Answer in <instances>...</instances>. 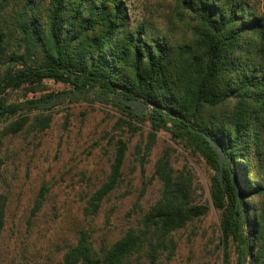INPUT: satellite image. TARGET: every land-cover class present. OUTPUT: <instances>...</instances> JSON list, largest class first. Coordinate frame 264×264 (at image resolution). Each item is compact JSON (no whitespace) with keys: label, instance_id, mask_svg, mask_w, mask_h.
Returning a JSON list of instances; mask_svg holds the SVG:
<instances>
[{"label":"trees","instance_id":"obj_1","mask_svg":"<svg viewBox=\"0 0 264 264\" xmlns=\"http://www.w3.org/2000/svg\"><path fill=\"white\" fill-rule=\"evenodd\" d=\"M24 1L16 11V0H0V169L5 138L51 127L50 109L41 104L61 97L72 103L99 99L125 114L115 130H135L134 121L149 122L214 173L210 195L221 215L222 264H231V246L238 264L242 258L264 264V17L246 0H170V20L181 34L152 37L145 24L132 25L126 0H50L47 6ZM6 23L13 26L16 48L3 29ZM46 81L71 90L20 103L5 98L20 89L26 97L35 95ZM124 100L139 101L144 116L135 115ZM204 134L224 152L223 185L219 156ZM149 138L143 164L156 145V134ZM110 146V173L89 195L87 219L98 216L122 185L129 145L114 137ZM175 153L166 145L158 155L153 178L159 197L137 225L99 247L90 228L80 229L61 264L170 261L177 235L210 211L198 195L193 169L189 164L177 168ZM44 191L33 215L43 208ZM8 203L0 189V241Z\"/></svg>","mask_w":264,"mask_h":264},{"label":"rangeland","instance_id":"obj_2","mask_svg":"<svg viewBox=\"0 0 264 264\" xmlns=\"http://www.w3.org/2000/svg\"><path fill=\"white\" fill-rule=\"evenodd\" d=\"M16 11L25 1L16 0ZM50 0H38L47 6ZM264 17V0H246ZM132 25L145 24L147 36L175 37L181 27L170 20V0H126ZM8 14H12V7ZM9 17L6 16V20ZM10 23V22H9ZM11 48L17 41L13 26L4 25ZM181 34V33H180ZM4 72L0 69V74ZM70 87L46 81L37 94L25 96L23 89L8 91V103L69 92ZM51 127L42 133L9 136L3 140L0 189L8 195L7 221L0 241V264H61L67 247L76 241L82 228H90L95 246L113 244L126 229L137 225L143 211L159 197V184L153 178L157 157L166 145L176 150V167L185 164L193 169L201 202L209 206L208 215L177 235L178 248L166 264H222L221 215L214 208L210 195L214 174L205 164L190 157L171 136L156 133L149 122H133L135 130L118 131L115 125L125 114L99 99L72 103L68 98L49 108ZM14 118L7 122L13 121ZM6 123V122H5ZM156 134V145L147 156L144 147L150 134ZM123 138L129 151L124 177L118 192L92 219L84 216L89 195L107 181L114 157L112 138ZM138 146L143 151L139 153ZM144 165V167H143ZM44 205L33 215L42 190ZM231 264H238V255L231 246ZM249 264V263H247Z\"/></svg>","mask_w":264,"mask_h":264},{"label":"water","instance_id":"obj_3","mask_svg":"<svg viewBox=\"0 0 264 264\" xmlns=\"http://www.w3.org/2000/svg\"><path fill=\"white\" fill-rule=\"evenodd\" d=\"M66 99H67V97L56 98L51 102L41 104V108L42 109L52 108V107L56 106L57 104L65 101ZM123 103L125 105H127L128 107L132 108L135 115L140 116V117L144 116L145 107L139 101L124 100ZM204 137L208 139L211 146L213 147V149L217 152V154L219 156L220 173L218 175V178L221 182V185H223V170H224V158H225L224 152L221 148H219L217 146V144L210 137H208L207 134H204ZM241 264H247V261L245 258H242Z\"/></svg>","mask_w":264,"mask_h":264}]
</instances>
